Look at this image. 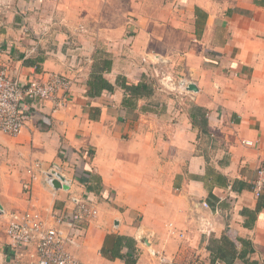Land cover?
Wrapping results in <instances>:
<instances>
[{"label": "crops", "instance_id": "1", "mask_svg": "<svg viewBox=\"0 0 264 264\" xmlns=\"http://www.w3.org/2000/svg\"><path fill=\"white\" fill-rule=\"evenodd\" d=\"M152 65L198 90L181 102L159 91ZM0 67L21 85L52 72L71 81L63 107L31 103L19 134L0 132L6 213L51 224L84 197L97 215L68 247L83 264H264V206L251 190L264 161V0H0ZM99 75L112 90L92 92ZM143 78L150 95L120 86ZM35 161L62 162L71 187L28 174ZM201 200L218 209L210 234ZM5 219L0 264H11ZM117 236L130 239L119 257ZM16 254L37 259L34 244Z\"/></svg>", "mask_w": 264, "mask_h": 264}, {"label": "built area", "instance_id": "2", "mask_svg": "<svg viewBox=\"0 0 264 264\" xmlns=\"http://www.w3.org/2000/svg\"><path fill=\"white\" fill-rule=\"evenodd\" d=\"M151 68L154 72L152 77L155 78L159 91L167 93L171 90L181 97L189 93L188 85L192 81L189 75L173 76L167 70L154 68V65ZM70 85L71 81L66 75L55 72L49 73L43 81L32 79L21 85L7 67H0V132L10 136L19 134L30 119L31 103L49 101L52 111L63 107L68 101ZM244 143L250 144L248 141ZM37 170L53 191L56 190L53 187L54 180H59L68 188L72 185V178L65 173L62 162L45 165L43 162L35 161L27 168V173L32 176ZM251 190L257 198L264 195V161L256 168ZM87 201L84 197L73 195L72 211L58 213L53 217L54 222L51 224H47L38 213L30 209L6 213L0 204V217L6 215L5 231L9 248L7 252L12 253V250L29 244H34L36 247L37 259L27 263H22L17 254L14 257L11 253L6 254L11 264H83L68 247L69 244L75 245V235L71 232L82 227L84 223H90L97 215L96 206ZM199 203L204 210L209 211L208 215L200 217V230L202 233L210 234L216 222V215L219 214L218 209L217 207L213 209L205 200ZM225 233L237 244V233L232 227H228ZM159 260L162 263L169 262L165 256H159ZM211 264H223V262L215 259Z\"/></svg>", "mask_w": 264, "mask_h": 264}, {"label": "trees", "instance_id": "3", "mask_svg": "<svg viewBox=\"0 0 264 264\" xmlns=\"http://www.w3.org/2000/svg\"><path fill=\"white\" fill-rule=\"evenodd\" d=\"M88 85L92 89V92L98 93L103 88H107L109 90L113 89V85L108 83L106 80H104L100 75L93 77V81H89ZM152 81H149L146 78H143V80L137 84H127L124 79L120 80V86L125 89V91H130L131 93H145V94H152L153 89L151 88ZM259 203L257 205V210H259L261 207L264 206V195L259 197ZM122 240H126L127 246H130V239L125 238L122 236H117L112 248L110 249V252L112 256L119 257L121 256V253L119 252L120 249L124 246L122 244Z\"/></svg>", "mask_w": 264, "mask_h": 264}, {"label": "rangeland", "instance_id": "4", "mask_svg": "<svg viewBox=\"0 0 264 264\" xmlns=\"http://www.w3.org/2000/svg\"><path fill=\"white\" fill-rule=\"evenodd\" d=\"M82 28L83 29H85L83 26H82ZM144 59H146L145 57H144ZM143 60V59H142ZM143 62H145L144 60H143ZM155 63H160V62H155ZM168 66V65H167ZM157 68V67H156ZM168 68H169V66H168ZM164 70H167V71H169V73H171L173 76H176L177 74H176V72L174 71V70H172V69H164ZM152 74H154V72H153V70H152ZM154 83H155V85L157 86V82H156V80H154ZM169 93V95L170 96H172V97H174V99H176V100H179L180 102L183 100V97H181V95L180 94H178V93H174V92H172L171 90L169 91V92H167V94ZM261 164V163H260Z\"/></svg>", "mask_w": 264, "mask_h": 264}, {"label": "water", "instance_id": "5", "mask_svg": "<svg viewBox=\"0 0 264 264\" xmlns=\"http://www.w3.org/2000/svg\"><path fill=\"white\" fill-rule=\"evenodd\" d=\"M188 90L197 91L198 89H197L195 84L190 83L188 85ZM53 187L56 188V189H60V188L67 189L68 188L67 185H65V184L62 185L59 180H54L53 181Z\"/></svg>", "mask_w": 264, "mask_h": 264}]
</instances>
